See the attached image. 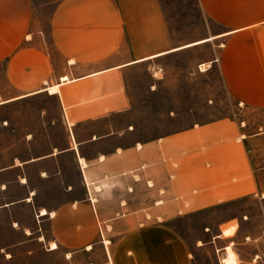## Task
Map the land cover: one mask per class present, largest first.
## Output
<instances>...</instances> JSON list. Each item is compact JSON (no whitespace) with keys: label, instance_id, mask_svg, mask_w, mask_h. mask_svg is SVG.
<instances>
[{"label":"crops","instance_id":"crops-1","mask_svg":"<svg viewBox=\"0 0 264 264\" xmlns=\"http://www.w3.org/2000/svg\"><path fill=\"white\" fill-rule=\"evenodd\" d=\"M197 1L219 29L182 47L160 0H0L1 129L14 134L0 137V175L14 172L23 190L0 208L29 210L28 224L12 221L21 264H42L39 251L53 259L44 264H194L193 249L165 218L143 214L263 197L254 159L264 125L248 131L244 120L225 116L136 135L135 71H146L151 90L158 73H169L170 57L209 41H222L217 61L229 93L264 109V0ZM48 2L40 27L35 12ZM51 99L53 108L38 103ZM241 221H221L208 241L224 249L219 264L234 253L225 250L230 242L252 240Z\"/></svg>","mask_w":264,"mask_h":264},{"label":"rangeland","instance_id":"rangeland-1","mask_svg":"<svg viewBox=\"0 0 264 264\" xmlns=\"http://www.w3.org/2000/svg\"><path fill=\"white\" fill-rule=\"evenodd\" d=\"M160 3L170 31L183 43L205 38L219 29L215 22L202 13L197 0H160ZM53 4L48 2L39 6L35 12L34 23L39 19L36 24L46 27V16ZM221 43V40L209 41L193 50L188 49L170 57L167 62L170 67L169 73L167 76L163 72L158 73V76L163 74V77L156 83L152 82L151 90L148 84L153 80L148 78L146 71L143 69L135 71L130 89L136 100L137 115L131 119L135 123L136 135L139 138L153 137L225 116L244 120L248 131L258 130L259 125H264V109L239 103L225 88L217 61L219 55L217 49ZM38 103L49 104L53 108L55 100ZM12 111L8 112L13 114ZM6 113V111L0 113V137L2 136L4 141L11 140L14 136L1 129V120L5 119ZM10 124L14 125L13 122ZM257 149V154L261 153L262 156L254 159V162L264 193V164H259L261 160L264 162V140L257 145ZM14 176L12 171L0 175V202L22 194V188L12 180ZM2 183L6 185L3 191ZM53 185L55 184L51 183L47 189L50 195L55 192ZM29 215V210L24 205L0 208V264H21L20 251L15 255L13 249L17 236L12 221L15 220L19 226L28 224ZM235 217L242 220L241 232L251 236L252 240H244L245 242L234 246L230 242L225 250L232 248L234 253L223 257L221 264H264V195L216 202L192 212L167 211L143 214V218L149 220L165 218L167 224L182 235L193 249L196 256L194 264H219L224 249L218 251L214 244L208 241L212 240L211 236L217 231L221 221ZM236 223L234 220L232 225L223 227V234H232ZM45 226L44 224V229ZM196 243L200 244L198 249H194ZM255 253L259 258L252 262L250 260ZM237 256L241 260H238ZM36 258L42 264L53 260L43 251H39Z\"/></svg>","mask_w":264,"mask_h":264},{"label":"bare ground","instance_id":"bare-ground-1","mask_svg":"<svg viewBox=\"0 0 264 264\" xmlns=\"http://www.w3.org/2000/svg\"><path fill=\"white\" fill-rule=\"evenodd\" d=\"M206 40V38H202V39H200V40H197V41H191V42H188V43H185V44H183V46L182 47H186V46H190V45H193V44H196V43H198V42H202V41H205ZM54 90V87H51L50 88V91L52 92ZM82 161V160H81ZM23 179V178H22ZM47 213V211L45 210V209H40V212H39V214H46ZM50 248H56V244L54 243V242H51V244H50Z\"/></svg>","mask_w":264,"mask_h":264}]
</instances>
